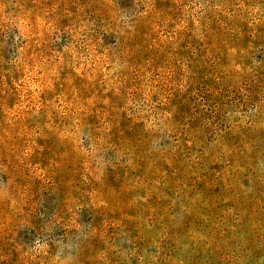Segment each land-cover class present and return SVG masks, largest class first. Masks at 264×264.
<instances>
[{"label":"rangeland","instance_id":"1","mask_svg":"<svg viewBox=\"0 0 264 264\" xmlns=\"http://www.w3.org/2000/svg\"><path fill=\"white\" fill-rule=\"evenodd\" d=\"M0 264H264V0H0Z\"/></svg>","mask_w":264,"mask_h":264},{"label":"trees","instance_id":"2","mask_svg":"<svg viewBox=\"0 0 264 264\" xmlns=\"http://www.w3.org/2000/svg\"><path fill=\"white\" fill-rule=\"evenodd\" d=\"M37 208H39V206H38ZM35 214H36V213H35Z\"/></svg>","mask_w":264,"mask_h":264}]
</instances>
